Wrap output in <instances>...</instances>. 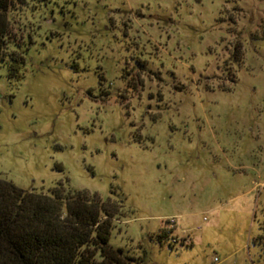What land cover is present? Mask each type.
I'll list each match as a JSON object with an SVG mask.
<instances>
[{
	"label": "rangeland",
	"instance_id": "obj_1",
	"mask_svg": "<svg viewBox=\"0 0 264 264\" xmlns=\"http://www.w3.org/2000/svg\"><path fill=\"white\" fill-rule=\"evenodd\" d=\"M26 2L0 181L112 206L135 264H264V0Z\"/></svg>",
	"mask_w": 264,
	"mask_h": 264
},
{
	"label": "trees",
	"instance_id": "obj_2",
	"mask_svg": "<svg viewBox=\"0 0 264 264\" xmlns=\"http://www.w3.org/2000/svg\"><path fill=\"white\" fill-rule=\"evenodd\" d=\"M12 3L0 0V62L9 45L20 47L10 40ZM26 3L28 12L37 9L34 0ZM109 208L61 187L49 196L0 181V264H135L110 245L115 221Z\"/></svg>",
	"mask_w": 264,
	"mask_h": 264
},
{
	"label": "built area",
	"instance_id": "obj_3",
	"mask_svg": "<svg viewBox=\"0 0 264 264\" xmlns=\"http://www.w3.org/2000/svg\"><path fill=\"white\" fill-rule=\"evenodd\" d=\"M172 224L175 223L174 221L171 222Z\"/></svg>",
	"mask_w": 264,
	"mask_h": 264
}]
</instances>
